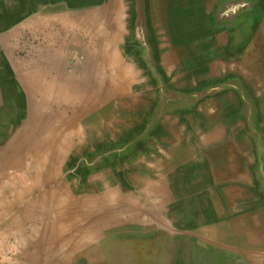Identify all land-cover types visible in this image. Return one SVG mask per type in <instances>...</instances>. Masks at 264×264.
<instances>
[{"label":"crops","instance_id":"0c3cea01","mask_svg":"<svg viewBox=\"0 0 264 264\" xmlns=\"http://www.w3.org/2000/svg\"><path fill=\"white\" fill-rule=\"evenodd\" d=\"M0 264H264V0H0Z\"/></svg>","mask_w":264,"mask_h":264},{"label":"rangeland","instance_id":"374dc122","mask_svg":"<svg viewBox=\"0 0 264 264\" xmlns=\"http://www.w3.org/2000/svg\"><path fill=\"white\" fill-rule=\"evenodd\" d=\"M25 43V38H23L22 40L19 37H11V46L14 48L12 49L13 51V55L15 56H19V46ZM84 58V54L82 53H74V60L78 63H80ZM60 102V106H59V117H58V126L60 129V137L65 135V131L61 130H66V128L68 127V124H72L73 123V119H74V123H75V130L77 131L78 129L83 127V124H85V114L84 111L88 110V107L83 104L80 101H74L75 103V109L72 110L70 106L66 107H62ZM109 103V102H108ZM70 104V103H69ZM93 104V102H92ZM91 104V105H92ZM90 105V107H91ZM93 108V106H92ZM73 112V116L70 114ZM69 113V114H68ZM93 113V110L91 112V114ZM88 118V117H87ZM80 127V128H79ZM65 150H60V153L64 152Z\"/></svg>","mask_w":264,"mask_h":264},{"label":"bare ground","instance_id":"6f19581e","mask_svg":"<svg viewBox=\"0 0 264 264\" xmlns=\"http://www.w3.org/2000/svg\"><path fill=\"white\" fill-rule=\"evenodd\" d=\"M103 48H104V47H103ZM112 58H113V57H112ZM112 61H113V60H112ZM101 66H102V65H101ZM129 70H130V69H129ZM111 73H112V72H111ZM104 74H105V73H104ZM128 90H129V89H128ZM79 128H80V127H79ZM79 130H80V129H79ZM79 130H78V132H79ZM72 136H73V135H72ZM56 146H57V145H56ZM61 232H62V231H61ZM61 232H60V233H61ZM63 234H64V233H63Z\"/></svg>","mask_w":264,"mask_h":264}]
</instances>
